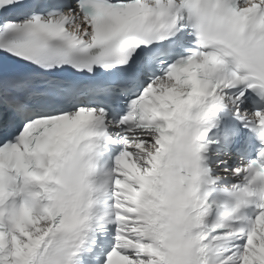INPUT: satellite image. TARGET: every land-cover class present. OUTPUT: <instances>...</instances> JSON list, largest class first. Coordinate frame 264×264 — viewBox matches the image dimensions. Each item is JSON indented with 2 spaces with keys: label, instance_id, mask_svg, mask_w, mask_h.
Returning <instances> with one entry per match:
<instances>
[{
  "label": "snow or ice",
  "instance_id": "snow-or-ice-1",
  "mask_svg": "<svg viewBox=\"0 0 264 264\" xmlns=\"http://www.w3.org/2000/svg\"><path fill=\"white\" fill-rule=\"evenodd\" d=\"M0 264H264V0H0Z\"/></svg>",
  "mask_w": 264,
  "mask_h": 264
}]
</instances>
